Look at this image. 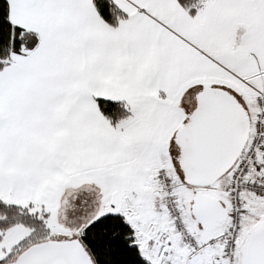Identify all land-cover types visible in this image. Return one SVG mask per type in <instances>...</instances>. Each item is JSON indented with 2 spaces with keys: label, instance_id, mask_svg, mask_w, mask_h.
<instances>
[{
  "label": "snow or ice",
  "instance_id": "snow-or-ice-1",
  "mask_svg": "<svg viewBox=\"0 0 264 264\" xmlns=\"http://www.w3.org/2000/svg\"><path fill=\"white\" fill-rule=\"evenodd\" d=\"M0 264H264V0H0Z\"/></svg>",
  "mask_w": 264,
  "mask_h": 264
}]
</instances>
